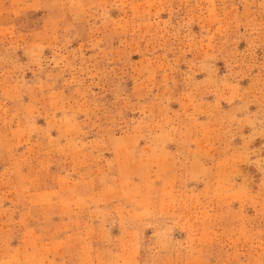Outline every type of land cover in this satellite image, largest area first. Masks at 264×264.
<instances>
[{"label": "rangeland", "instance_id": "rangeland-1", "mask_svg": "<svg viewBox=\"0 0 264 264\" xmlns=\"http://www.w3.org/2000/svg\"><path fill=\"white\" fill-rule=\"evenodd\" d=\"M0 264H264V0H0Z\"/></svg>", "mask_w": 264, "mask_h": 264}]
</instances>
